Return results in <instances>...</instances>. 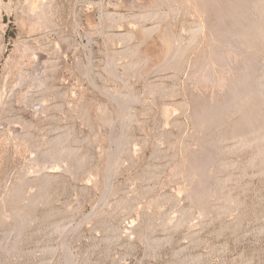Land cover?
I'll return each instance as SVG.
<instances>
[{
    "label": "rangeland",
    "instance_id": "1",
    "mask_svg": "<svg viewBox=\"0 0 264 264\" xmlns=\"http://www.w3.org/2000/svg\"><path fill=\"white\" fill-rule=\"evenodd\" d=\"M217 7L0 0V264H264V100L200 117L264 82V13L243 40Z\"/></svg>",
    "mask_w": 264,
    "mask_h": 264
},
{
    "label": "bare ground",
    "instance_id": "2",
    "mask_svg": "<svg viewBox=\"0 0 264 264\" xmlns=\"http://www.w3.org/2000/svg\"><path fill=\"white\" fill-rule=\"evenodd\" d=\"M162 1V0H161ZM204 1V0H203ZM209 1H212V0H209ZM220 1V0H219ZM217 2H218V0H217ZM224 2H225V4H226V6H228V10L226 9V10H224L223 8L222 9H220L219 10V8H221V7H217V13L215 14V18H214V20H219V21H221V20H225V19H235L234 21H235V24H234V29H233V31L235 32V33H237L238 34V37L240 36V39H249V38H251V35L252 34H254L256 31H257V29H258V27H259V22L258 21H260L259 20V17H260V15H262L263 13H264V0H224ZM200 3V2H199ZM213 4H217V3H213ZM199 5V4H198ZM203 6V5H202ZM209 6V5H208ZM216 7V6H215ZM201 8V7H200ZM211 8H212V4H211ZM202 9V8H201ZM206 9V8H205ZM215 11V10H214ZM207 12V11H206ZM203 13V12H202ZM213 14V13H212ZM214 15V14H213ZM203 18H205V17H203ZM208 18H211L210 20H212V17H208ZM208 18H206V19H208ZM206 19L204 20L203 19V23H204V26H206L205 25V21H206ZM263 19V18H262ZM218 21V22H219ZM211 22V21H210ZM225 22V21H224ZM202 24V22L200 23V26H196L195 27V31H193V33H195L197 30H199V29H201L202 27H204L203 25H201ZM226 24V23H225ZM199 25V24H198ZM211 25H212V23H211ZM214 26V25H213ZM207 27V26H206ZM262 27H264V26H262ZM209 28V27H208ZM212 29V28H211ZM262 29V28H261ZM206 30V29H205ZM208 31H210V30H208ZM223 32V31H222ZM219 34V33H218ZM236 34V35H237ZM217 37V36H216ZM222 37V36H221ZM237 37V38H238ZM249 37V38H248ZM253 37V36H252ZM219 38V37H218ZM210 39V38H209ZM223 39V38H222ZM225 40V39H224ZM243 40H241L240 41V43L243 41ZM246 41V40H245ZM249 41V40H248ZM215 42V41H214ZM221 43V42H220ZM248 43V42H247ZM251 43H252V41H251ZM243 44H244V42H243ZM219 45V44H218ZM245 46V45H244ZM216 47V46H215ZM215 49V48H214ZM225 49V48H224ZM176 50H178L177 48H176ZM192 50H193V48H192ZM221 50V49H220ZM232 50V49H231ZM216 53H217V51H216ZM178 54H179V52H178ZM178 56V55H177ZM196 56V55H195ZM250 57V56H249ZM255 57H257V56H255ZM254 57V58H255ZM260 58V57H259ZM177 59V58H176ZM239 60V59H238ZM254 61L253 62H255L256 63V59H253ZM259 60V59H258ZM197 62L198 61H196L195 63L197 64ZM240 62V61H239ZM253 62H250V63H252V67H253ZM260 62V61H259ZM203 63V62H202ZM173 64V63H172ZM243 65V64H242ZM256 65V67L258 66V68H261L260 66H262L261 65V63H260V66H259V64L257 65V64H255ZM254 65V66H255ZM168 66V65H167ZM173 66V65H172ZM184 66V65H183ZM200 66H201V64H200ZM239 66V65H238ZM244 66V65H243ZM232 67V66H231ZM246 67V65L244 66V68ZM249 67V66H248ZM250 68L249 70H248V68L246 67L245 68V70H247L246 72H244V71H241V72H244L242 75H241V72H240V69H239V72H240V75H241V77L239 76V78L237 79V77H235V79H233L234 80V83H233V81L231 82V83H233L232 84V88H231V86L229 87V88H231L230 90H231V97H230V95L229 96H227V98L228 97H230V99L228 98V100L226 101H224V102H222V101H220V102H222V103H220L219 101H215L218 105L219 104H221V106H217V107H215V102H212L213 104V107H211V106H209V107H206L204 110H202V112H201V110H200V112H201V115H200V117H201V119H202V117H203V124H208V122H210L212 119H214V120H216V119H218V118H220V116H223V113L225 112V114H226V112H228V111H235V110H240V109H242V107H243V104L244 103H248L249 104V106H247V107H249V109H248V112L246 113V115H244L243 116V119H253L254 118V116L252 115V109L254 108V106L255 105H258L259 103H261L263 100H264V82L259 78V72H260V69H258L259 70V72H258V75L257 74H255V72H254V70H253V68ZM175 69V68H174ZM198 69V68H197ZM233 70V69H232ZM262 70V69H261ZM224 79V78H223ZM237 79V80H236ZM213 80H214V78H213ZM229 80V79H228ZM227 83V82H226ZM230 83V84H231ZM216 84H217V82H216ZM228 84V83H227ZM229 84V85H230ZM218 86V85H217ZM223 86V85H222ZM228 87V86H227ZM165 88V87H164ZM216 90V89H215ZM223 90V89H222ZM211 91V90H210ZM209 91V92H210ZM220 91V90H219ZM218 91V92H219ZM229 91V90H228ZM165 92V91H164ZM214 92V91H213ZM226 93H227V91H225ZM222 93V92H221ZM230 93V92H229ZM228 93V94H229ZM200 94V93H199ZM223 94V93H222ZM201 95H203V94H201ZM216 95H218L217 94V92H216ZM205 96V95H204ZM217 97H219V96H217ZM216 97V98H217ZM220 97H222V96H220ZM223 97H225V96H223ZM119 98V97H118ZM201 98V97H200ZM206 98V97H205ZM209 98V97H208ZM227 98H224V99H227ZM204 99V98H203ZM221 99V98H220ZM120 100V99H119ZM201 100V99H200ZM215 100V99H214ZM223 100V99H222ZM121 101V100H120ZM119 101V102H120ZM124 101V100H123ZM123 101H121L122 103H123ZM211 101H213L212 99H211ZM248 104H246V105H248ZM122 105V104H121ZM203 105V104H202ZM205 105H207V104H205ZM191 106V105H190ZM192 107V106H191ZM196 107V106H195ZM201 107V106H200ZM204 108V107H203ZM200 109H202V108H200ZM247 109V108H246ZM259 109V108H258ZM257 109V110H258ZM193 110V109H192ZM191 110V111H192ZM197 110H199V109H197ZM196 110V111H197ZM243 110H245V109H243ZM255 110V109H254ZM195 111V110H194ZM260 111V110H259ZM264 112V111H263ZM262 112V113H263ZM199 113V112H198ZM198 113H197V115H198ZM253 113H254V111H253ZM195 114V113H194ZM200 114V113H199ZM196 115V114H195ZM199 116V115H198ZM198 116H197V118H198ZM216 118V119H215ZM199 119V118H198ZM243 119L241 118V120H242V122H243ZM194 120V119H193ZM196 120V119H195ZM236 120V119H235ZM234 120V121H235ZM258 120V121H257ZM256 121L258 122V123H256L255 121V125H256V128H255V130H254V133H255V136H254V138H253V142L259 147V149H260V152L264 155V115L263 116H261V117H259L258 119H257ZM201 121V120H200ZM199 122V121H198ZM239 122V121H238ZM250 123H252V122H250ZM239 124V123H238ZM241 124V123H240ZM202 125V124H201ZM242 125V124H241ZM252 125H253V123H252ZM251 125V126H252ZM243 127V126H242ZM253 127H255L254 125H253ZM204 128V127H203ZM241 128V127H240ZM245 128L246 127H244V132H245ZM202 129V128H201ZM200 129V130H201ZM242 129V128H241ZM240 129V130H241ZM254 129V128H253ZM204 130H205V128H204ZM239 130V131H240ZM243 130V129H242ZM202 131V130H201ZM247 132V131H246ZM201 133V132H200ZM239 133V132H238ZM209 135V134H208ZM202 137V136H201ZM196 138H197V136H196ZM195 138V139H196ZM199 138V137H198ZM202 140V139H201ZM195 142V141H194ZM244 142V141H243ZM248 142V141H247ZM251 142V141H250ZM201 149V148H200ZM193 152V151H192ZM196 152V151H195ZM200 152V151H199ZM199 152H198V154H199ZM202 153V152H201ZM194 154H196L197 155V153H194ZM59 158H69L70 160H72V161H70V162H72V164L70 163V162H68L69 164H71L72 166H73V168L72 169H75L74 167H78L79 165H81V160H79L78 158H76L75 156H74V153H72L71 151H68V150H65V149H62V148H59L56 152H54L52 155L50 154V157H49V159H51V160H55V159H59ZM192 158V157H191ZM190 158V159H191ZM203 159V158H202ZM67 160V159H66ZM61 161V160H60ZM69 161V160H68ZM192 161V160H191ZM190 161V162H191ZM213 162H214V160H212ZM111 162V161H110ZM190 164V163H189ZM194 165H195V163H193ZM206 164V163H205ZM208 164V163H207ZM209 164H210V161H209ZM211 164H212V166H213V163L211 162ZM210 164V165H211ZM201 165V164H200ZM204 166H206V165H204ZM204 166H202V168L204 167ZM208 166L209 165H207V167H206V169L208 168ZM200 167V166H199ZM210 167V169H211V166H209ZM214 167L215 166H213L212 168L214 169ZM219 168H220V166H219ZM189 169H191V168H189ZM196 169V168H195ZM205 169V168H204ZM198 170V169H197ZM72 171V170H71ZM76 171V170H75ZM201 171H205V170H201ZM208 171V170H207ZM200 172V171H199ZM25 173V172H24ZM203 173V172H202ZM216 173V172H215ZM26 174V173H25ZM21 175V174H20ZM200 175V174H199ZM204 175V174H203ZM23 176V175H22ZM202 176V175H201ZM24 177H26V176H24ZM23 179V178H22ZM19 180V179H18ZM188 180V179H187ZM18 182V181H17ZM16 184V183H15ZM186 184V183H185ZM191 184V183H190ZM209 184V183H208ZM21 185V187H22V184H20ZM194 185V184H193ZM210 185V184H209ZM37 186V185H36ZM213 186V185H212ZM31 187V186H30ZM190 187V186H189ZM196 187V186H195ZM197 188V187H196ZM203 188H205V186L203 187ZM207 188V187H206ZM33 189V188H32ZM14 190V189H13ZM29 190V189H28ZM204 190V189H203ZM186 191V190H185ZM188 191H189V189H188ZM195 191V190H194ZM208 191V190H207ZM207 191L206 192H202L203 193V195L205 194V193H207ZM15 193H13L12 194V197L13 198H15L16 200H17V198L19 199V197L21 196V188H17L15 191H14ZM35 192V191H34ZM192 192V191H191ZM190 192V193H191ZM196 192V191H195ZM210 192V191H209ZM208 192V193H209ZM10 193V192H9ZM22 193H24L23 191H22ZM185 193V192H184ZM189 193V192H188ZM194 193V192H193ZM201 193V192H200ZM176 194V193H175ZM187 194V193H186ZM195 194V193H194ZM34 194L32 193V196H33ZM191 195H192V193H191ZM200 196H201V194H199ZM202 195V197H203V199H204V196ZM207 195H210V194H207ZM24 196H25V193H24ZM23 196V197H24ZM26 196L28 197V195L26 194ZM11 197V198H12ZM198 197V196H197ZM205 197L206 198H208V196H206V194H205ZM210 198H211V196H209ZM188 198H189V196H188ZM190 198H191V196H190ZM193 198V197H192ZM21 199V198H20ZM28 199H29V197H28ZM43 199V197L42 196H38V198H34V197H30V199L28 200L29 202H23V203H25L24 204V206L26 207H30V206H32L33 204H35L37 201H40V200H42ZM195 199H196V197H195ZM195 199H193V200H195ZM198 199V198H197ZM203 199L201 198V200L203 201ZM24 200V199H23ZM199 200H200V198H199ZM208 200H210V199H208ZM18 201V200H17ZM22 201V199L20 200V202ZM206 201H207V199H206ZM205 201V202H206ZM18 203V202H17ZM203 203V202H202ZM207 203V202H206ZM23 206V207H24ZM22 206H20V208H21ZM204 207V206H203ZM19 208V209H20ZM181 211V210H180ZM187 211V210H186ZM182 212V211H181ZM18 214V213H17ZM22 214V213H21ZM14 215V214H13ZM2 217V216H1ZM20 220V219H19ZM21 220H23V219H21Z\"/></svg>",
    "mask_w": 264,
    "mask_h": 264
}]
</instances>
